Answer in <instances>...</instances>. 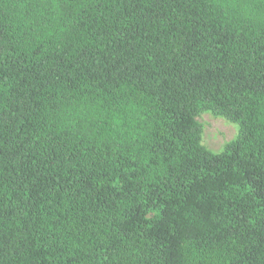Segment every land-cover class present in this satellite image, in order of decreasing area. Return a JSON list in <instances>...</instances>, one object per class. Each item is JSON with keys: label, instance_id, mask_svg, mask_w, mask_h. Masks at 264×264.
<instances>
[{"label": "trees", "instance_id": "trees-1", "mask_svg": "<svg viewBox=\"0 0 264 264\" xmlns=\"http://www.w3.org/2000/svg\"><path fill=\"white\" fill-rule=\"evenodd\" d=\"M0 264H264V0H0Z\"/></svg>", "mask_w": 264, "mask_h": 264}, {"label": "rangeland", "instance_id": "rangeland-1", "mask_svg": "<svg viewBox=\"0 0 264 264\" xmlns=\"http://www.w3.org/2000/svg\"><path fill=\"white\" fill-rule=\"evenodd\" d=\"M198 120L203 124V144L211 151L219 153L233 140L239 131V125L211 112H202Z\"/></svg>", "mask_w": 264, "mask_h": 264}]
</instances>
